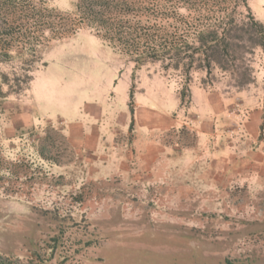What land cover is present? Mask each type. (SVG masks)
Instances as JSON below:
<instances>
[{"label":"rangeland","instance_id":"obj_1","mask_svg":"<svg viewBox=\"0 0 264 264\" xmlns=\"http://www.w3.org/2000/svg\"><path fill=\"white\" fill-rule=\"evenodd\" d=\"M76 1L50 5L67 15ZM247 4L264 24V0ZM24 14L5 10L0 49L20 44L35 29L24 26ZM13 57L0 62V75L23 81L22 69L29 67L33 78L18 89L4 87L0 99V255L7 262L264 264V55L259 49L248 57L249 84L241 83L239 69H215L209 76L196 70L188 83L159 63L138 70L86 29L50 41L34 59ZM126 77L135 91H124ZM201 85L216 88L230 106L218 117V134L213 140L199 137L192 129L197 122L188 120L171 133L170 148L146 178L103 175L64 137L72 121L98 126L87 105L105 113L106 106L115 108L103 120L102 135L119 128L117 109L128 115L127 133L133 109L122 108L124 95L153 108L165 103L166 111L181 118L216 117ZM115 144L110 137L105 141L106 156Z\"/></svg>","mask_w":264,"mask_h":264},{"label":"trees","instance_id":"obj_2","mask_svg":"<svg viewBox=\"0 0 264 264\" xmlns=\"http://www.w3.org/2000/svg\"><path fill=\"white\" fill-rule=\"evenodd\" d=\"M52 1L0 0V21L5 10L21 9L24 26H35L21 43L12 42L20 44L0 49V62L13 55L34 59L50 41L63 40L82 29L92 31L136 69L159 63L163 71L180 72L185 83L196 70L209 76L215 69L230 73L239 69L245 77L241 83L249 84L248 57L256 49L264 55V24L254 18L248 0H77L67 15L55 11ZM22 71L25 80L17 82L1 73L0 99L4 87L18 89L31 82L32 70L25 67ZM179 94L183 101L184 90ZM7 261L0 255V264H11Z\"/></svg>","mask_w":264,"mask_h":264},{"label":"crops","instance_id":"obj_3","mask_svg":"<svg viewBox=\"0 0 264 264\" xmlns=\"http://www.w3.org/2000/svg\"><path fill=\"white\" fill-rule=\"evenodd\" d=\"M122 81L125 87L124 91H128L131 88L135 91L136 85L131 84L129 77ZM137 88L140 89L139 87ZM201 88L205 92L207 104L211 108L209 112L216 117L206 112L205 114H208L207 117L202 116L201 118L191 115L190 119L181 118L175 113L172 114L171 111H166L164 109L165 103H162L161 107L158 103V107L156 105L153 108L149 105L140 104L137 100L130 102V99L124 95L121 96L122 108L129 105L133 109L132 126L131 128L128 127L127 133L125 132L127 131L128 115L117 109L119 128L102 135L101 125L106 122L107 119L103 120L109 116L108 110L111 109L112 104L109 107L106 106V113L103 108L96 106L92 110L87 105V111L99 122L98 126L87 124L85 127L79 122L72 121L66 131L67 136H63L67 139L71 148L76 151L77 155L89 157L92 165L96 166L103 175L114 172L115 175H124V177L134 175V178L138 180L146 178L159 163L160 156L163 155L165 149L170 148L171 133L178 132V129L184 127V124L188 125V120L197 122L198 126L192 129L199 137L206 135L207 139L213 140V137L218 134V130H216L218 117L226 113L227 110L230 112V106L228 105L227 107L226 103L222 102V94L216 88H206L204 86ZM140 92L142 94L143 90ZM111 110L114 111L115 108ZM104 113L105 117H103ZM223 122H227V119H223L220 125ZM109 137L115 139L117 144L114 145L115 147L112 151H109V156H106L103 149L106 146L105 141ZM261 156L264 158V154Z\"/></svg>","mask_w":264,"mask_h":264}]
</instances>
